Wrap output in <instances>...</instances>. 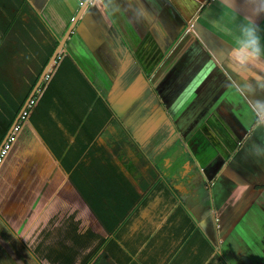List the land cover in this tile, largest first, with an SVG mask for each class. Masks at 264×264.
<instances>
[{"label": "crops", "instance_id": "obj_1", "mask_svg": "<svg viewBox=\"0 0 264 264\" xmlns=\"http://www.w3.org/2000/svg\"><path fill=\"white\" fill-rule=\"evenodd\" d=\"M84 1L21 0L48 46ZM216 10V0L87 2L60 55L67 52L91 86V102L69 83L59 94L69 112L54 98L49 114L70 145L102 148L114 160L110 136L160 180L115 234L102 235L60 192L71 190L68 176L59 170L61 181L52 182L27 150L25 128L0 165V264H264V156L252 152L264 147V118L252 111L264 91L235 90L227 45L206 25Z\"/></svg>", "mask_w": 264, "mask_h": 264}, {"label": "trees", "instance_id": "obj_2", "mask_svg": "<svg viewBox=\"0 0 264 264\" xmlns=\"http://www.w3.org/2000/svg\"><path fill=\"white\" fill-rule=\"evenodd\" d=\"M56 46L55 40L32 86L17 108L10 104L6 96L0 94V144L20 113ZM73 82L84 89L85 95L88 96V102H91L93 96L91 86L85 78L78 75L76 65L67 52L62 53L48 79L42 82L41 88L24 111L26 116L23 119L19 118L16 126L17 132L13 135L10 149L13 145L20 146L21 139L25 138V128H30L49 151L62 174L68 176L67 183L71 190L64 197L88 216L92 230L102 235H112L121 228L127 217L144 202L160 176L152 166L155 179L151 185H144L141 188L142 193L139 195L102 148L94 149V146L89 147L90 144H88L78 149L76 143L69 144L49 111L55 98L59 106H62V112H69L64 105L63 96L59 94L61 92L66 94L65 88L72 86L68 84ZM72 96H74V91ZM71 106L70 113L72 114L74 108L73 105ZM57 117H59V112ZM68 129L70 133H74L71 126ZM84 151L87 153L82 156ZM99 151L101 156L95 157L94 154ZM174 193L178 196L176 191Z\"/></svg>", "mask_w": 264, "mask_h": 264}, {"label": "rangeland", "instance_id": "obj_3", "mask_svg": "<svg viewBox=\"0 0 264 264\" xmlns=\"http://www.w3.org/2000/svg\"><path fill=\"white\" fill-rule=\"evenodd\" d=\"M49 40L50 45L48 46L46 32L40 26L35 16L26 9L21 0H0V91L11 102L12 106L18 107L32 86L43 62L48 57V50L55 42L53 36ZM54 66L55 64L51 67L43 82L45 79H48ZM40 88L41 85L39 86ZM26 131L27 145L25 147L27 150L33 151L34 159L37 160L39 165L50 169L51 181H59L62 176L58 165L51 157L48 158L45 153L42 154L44 151L40 149L31 130L26 129ZM16 132L17 129L14 130V135ZM70 138L73 139L74 137L71 136ZM105 144L112 151V155H114V160L111 158V162L118 164L122 169L126 170L133 184L142 188L144 185H151L153 183L155 173L152 166L148 165V162L143 157L135 153L137 160L127 158L126 152L121 150L116 141L112 140L110 136L105 138ZM7 155L6 157H8ZM5 164H11L10 159H6ZM68 190L69 188L66 187L60 190V192L66 195ZM159 194L162 195L164 193L159 191ZM8 207L10 209L11 206ZM145 207L146 204L144 203L140 210L145 209ZM11 208L14 209V207ZM24 208L26 207L21 206L19 208L18 206L16 209Z\"/></svg>", "mask_w": 264, "mask_h": 264}, {"label": "clouds", "instance_id": "obj_4", "mask_svg": "<svg viewBox=\"0 0 264 264\" xmlns=\"http://www.w3.org/2000/svg\"><path fill=\"white\" fill-rule=\"evenodd\" d=\"M217 10L206 19L210 32L227 45L224 63L238 80L240 95L264 91V0H216ZM252 111L264 118V102ZM255 156H264V147L252 145Z\"/></svg>", "mask_w": 264, "mask_h": 264}, {"label": "water", "instance_id": "obj_5", "mask_svg": "<svg viewBox=\"0 0 264 264\" xmlns=\"http://www.w3.org/2000/svg\"><path fill=\"white\" fill-rule=\"evenodd\" d=\"M88 1L89 0H85L84 3H82L81 8L79 9L77 14L75 15V17L71 21L70 27L67 29V31L64 34V36L62 37V39L57 41V46L54 49V52L52 53L47 64L45 65L44 69L42 70V72H41L37 82L35 83L34 87L30 91V93L27 97V100L25 101L23 107L20 110V113L17 115V117L13 121L12 125L10 126L9 130L7 131L5 137L3 138V140L0 144V150L2 149L3 145L7 142V140L10 138V136L14 134V130L16 129L19 118L21 117L22 113L26 110V108L29 106V104L31 103V100L33 99V97H34L36 91L38 90L39 86L42 84L46 75L50 72L51 67L56 63V60L60 57L59 55L63 49L64 43L66 42L68 36L70 35V32L72 31V28H73L76 20L78 19L82 9L84 8V6L87 4Z\"/></svg>", "mask_w": 264, "mask_h": 264}, {"label": "built area", "instance_id": "obj_6", "mask_svg": "<svg viewBox=\"0 0 264 264\" xmlns=\"http://www.w3.org/2000/svg\"><path fill=\"white\" fill-rule=\"evenodd\" d=\"M26 116V113L23 112L21 115V119H23ZM13 135L7 140V142L3 145L2 149L0 150V165L3 163V160L5 159L8 151L10 150V144L13 141Z\"/></svg>", "mask_w": 264, "mask_h": 264}]
</instances>
